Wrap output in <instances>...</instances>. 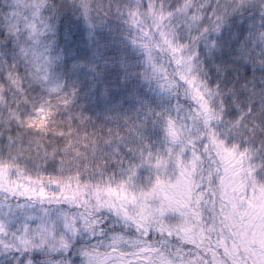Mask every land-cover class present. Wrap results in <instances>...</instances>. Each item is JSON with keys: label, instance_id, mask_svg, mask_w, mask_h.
Here are the masks:
<instances>
[{"label": "snow or ice", "instance_id": "snow-or-ice-1", "mask_svg": "<svg viewBox=\"0 0 264 264\" xmlns=\"http://www.w3.org/2000/svg\"><path fill=\"white\" fill-rule=\"evenodd\" d=\"M0 264H264V0H0Z\"/></svg>", "mask_w": 264, "mask_h": 264}]
</instances>
